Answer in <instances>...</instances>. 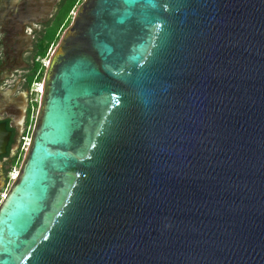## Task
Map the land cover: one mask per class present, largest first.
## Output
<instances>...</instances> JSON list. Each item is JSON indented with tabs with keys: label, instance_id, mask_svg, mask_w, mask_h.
<instances>
[{
	"label": "water",
	"instance_id": "obj_1",
	"mask_svg": "<svg viewBox=\"0 0 264 264\" xmlns=\"http://www.w3.org/2000/svg\"><path fill=\"white\" fill-rule=\"evenodd\" d=\"M0 264H264V0H83Z\"/></svg>",
	"mask_w": 264,
	"mask_h": 264
},
{
	"label": "flooded vegetation",
	"instance_id": "obj_2",
	"mask_svg": "<svg viewBox=\"0 0 264 264\" xmlns=\"http://www.w3.org/2000/svg\"><path fill=\"white\" fill-rule=\"evenodd\" d=\"M82 2L0 0V124L8 135L6 152L0 155V203L13 181L11 174L24 139L31 138L38 84L43 82L39 80L41 62L60 41Z\"/></svg>",
	"mask_w": 264,
	"mask_h": 264
},
{
	"label": "rangeland",
	"instance_id": "obj_3",
	"mask_svg": "<svg viewBox=\"0 0 264 264\" xmlns=\"http://www.w3.org/2000/svg\"><path fill=\"white\" fill-rule=\"evenodd\" d=\"M57 43L59 44V42L54 43V45L52 46V49L50 50V55L47 56V57L43 60V63H44L45 66L47 65V63H48V61H49L48 58L51 56V54L54 52L55 48L57 47V45H58ZM36 97H38V96H36ZM37 111H38V104H35L34 113H33V117H32V123H31L32 126H34V122H35V117H36V113H37ZM32 126L29 128V132H30V133L32 132ZM29 136H30V135H29ZM24 142H25V143L21 146L20 152H19V154H18L16 165H15V167L13 168V173L16 172V170L19 171V168H20V166H21V164H22L23 156H24L25 150H26V148H27V146H26V140H25V139H24ZM13 173H12V174H13ZM12 174H11V179H12ZM12 182H13V181H11L10 184H12ZM9 187H10V185L7 186V188H9Z\"/></svg>",
	"mask_w": 264,
	"mask_h": 264
},
{
	"label": "built area",
	"instance_id": "obj_4",
	"mask_svg": "<svg viewBox=\"0 0 264 264\" xmlns=\"http://www.w3.org/2000/svg\"><path fill=\"white\" fill-rule=\"evenodd\" d=\"M48 64V63H47ZM41 89H42V84H38V94L40 95V92H41ZM25 140H26V146H28L29 142H30V138L29 137H25ZM18 175V171L14 172L12 174V180L15 179ZM6 194L3 195V197L5 196Z\"/></svg>",
	"mask_w": 264,
	"mask_h": 264
},
{
	"label": "trees",
	"instance_id": "obj_5",
	"mask_svg": "<svg viewBox=\"0 0 264 264\" xmlns=\"http://www.w3.org/2000/svg\"><path fill=\"white\" fill-rule=\"evenodd\" d=\"M58 39V38H57ZM41 68H42V73L40 75V79L39 80H42L43 79V76L45 74V65H43V62H41Z\"/></svg>",
	"mask_w": 264,
	"mask_h": 264
}]
</instances>
